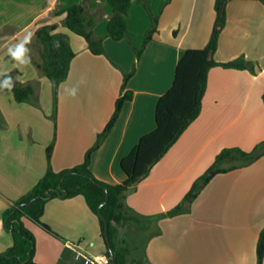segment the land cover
Here are the masks:
<instances>
[{
	"label": "crops",
	"instance_id": "obj_1",
	"mask_svg": "<svg viewBox=\"0 0 264 264\" xmlns=\"http://www.w3.org/2000/svg\"><path fill=\"white\" fill-rule=\"evenodd\" d=\"M84 1L0 0V73L14 71L17 82L35 90L30 103H17L11 92L0 90V253L13 245L3 212L45 175L48 146L54 142L51 166L56 172L83 163L115 111L124 75L136 68L126 87L133 98L124 103L90 166L100 181L117 185L126 180L121 160L142 136L156 129L158 100L172 87L184 51L208 44L216 17V0H171L162 12L164 0H148L149 10L142 0H133L126 17L129 39L106 37L107 56H97L82 37L64 26V15H55ZM88 7L100 13L94 35L106 36L112 7L106 0H91ZM226 11L215 58L228 62L244 56L250 67L210 71L200 116L127 196L132 215L126 224L132 225L127 244L131 250L142 240L139 260L257 264V241L264 229V155L248 167L214 177L188 213L164 216L223 149L250 152L264 142V5L257 0H231ZM158 15V32L138 58L136 50L143 48L152 17ZM43 25H57V32L67 35L76 53L69 77L58 89L56 124L50 118L53 87L41 75L38 62L23 52L21 63L7 58L18 44L28 48ZM42 221L56 236L25 220L36 238L38 264H109L100 221L83 196L49 201Z\"/></svg>",
	"mask_w": 264,
	"mask_h": 264
},
{
	"label": "trees",
	"instance_id": "obj_2",
	"mask_svg": "<svg viewBox=\"0 0 264 264\" xmlns=\"http://www.w3.org/2000/svg\"><path fill=\"white\" fill-rule=\"evenodd\" d=\"M91 0L82 4L72 5L56 16L64 15L63 24L74 34L82 37L88 50L97 56H107L104 39L114 41L129 39L130 32L126 17L133 0H106L112 7L107 35L97 37L93 29L100 13H92L88 5ZM171 0H164L162 10ZM231 0L215 1V22L208 44L202 49H187L180 59L172 87L162 95L156 106V129L141 137L132 151L121 160V168L126 180L117 185L98 180L90 168L93 153L100 148L115 126L122 107L133 98L131 91L126 90L128 80L134 75H124L122 94L116 101L115 111L104 130L98 134L95 144L87 151L83 163L73 168L56 172L51 166L54 142L47 148L48 169L45 175L24 196L14 201L3 212L4 228L12 235L13 245L0 253V264H38L35 261L36 238L26 227L29 220L44 231L56 236L51 228L42 221L46 204L53 199H70L83 196L94 214L98 217L102 235L106 242L109 264H152L147 259L130 261L128 245L119 247L117 237L119 226L126 225L132 219L126 204L127 196L134 192L141 181L151 172L152 168L168 153L180 139L182 134L200 116L202 103L208 86L209 73L216 67L224 69L247 70L250 63L241 56L228 62H219L215 55L218 50L220 35L227 23V5ZM260 1L264 5V0ZM149 10L148 0L141 1ZM159 17H152V26L144 36V46L136 50L138 58L146 45L153 40L158 32ZM40 43V62L37 68L53 87L54 111L50 116L56 124L58 111V89L67 81L70 67L76 56L67 35L57 32V25H43L35 32ZM13 78L14 88L11 93L17 103H30L35 90L31 84H22L15 80L16 72L7 73ZM4 76H2V81ZM264 102V93H263ZM38 105V104H36ZM264 155V142L259 143L252 151L241 148H225L215 158L213 164L193 183L183 200L164 216H176L190 211V206L210 181L219 174L252 165ZM103 207L99 210L100 206ZM103 217L108 223L107 237ZM109 240V244L107 243ZM110 251L114 253L111 257ZM257 264H264V229L261 231L256 248Z\"/></svg>",
	"mask_w": 264,
	"mask_h": 264
},
{
	"label": "rangeland",
	"instance_id": "obj_3",
	"mask_svg": "<svg viewBox=\"0 0 264 264\" xmlns=\"http://www.w3.org/2000/svg\"><path fill=\"white\" fill-rule=\"evenodd\" d=\"M10 43L8 44V50L10 49ZM29 51L27 54H30L31 57L34 59V61L37 63H39L41 60H40V56H39V51H40V48H39V45H38V41L35 40V41H31L30 44L28 45V48H27ZM7 58H12V56H10V54L8 53V56ZM10 67V66H9ZM8 67V69H9ZM11 72H14V71H11ZM10 73V72H8ZM41 75H43V72H41ZM36 86H38V82L35 83ZM132 226V225H131ZM131 226H119V233H118V237H117V244L119 247H125L127 244V241H131V237H130V234H131ZM122 240H124V243L122 242ZM135 240H133L134 242ZM142 241V240H141ZM141 241H139V243L135 244L134 247H132V249L130 250L131 253H129V256H128V259L130 261H136V260H139V259H142V243Z\"/></svg>",
	"mask_w": 264,
	"mask_h": 264
},
{
	"label": "clouds",
	"instance_id": "obj_4",
	"mask_svg": "<svg viewBox=\"0 0 264 264\" xmlns=\"http://www.w3.org/2000/svg\"><path fill=\"white\" fill-rule=\"evenodd\" d=\"M15 49H16L15 51L10 52V54L12 55V58L14 60H17L18 63L23 62L20 59L21 52H23L24 55L26 56L29 50L26 47H24L23 44L16 45ZM0 76H4L3 81L0 82V90L7 89L8 92H11L15 86L13 78L10 75H7L6 73H0ZM75 95H76V90L73 89L72 96H75Z\"/></svg>",
	"mask_w": 264,
	"mask_h": 264
},
{
	"label": "water",
	"instance_id": "obj_5",
	"mask_svg": "<svg viewBox=\"0 0 264 264\" xmlns=\"http://www.w3.org/2000/svg\"><path fill=\"white\" fill-rule=\"evenodd\" d=\"M104 204H105V203H103V204L100 206L99 210L103 207ZM103 220H104V222H105V227H106V237H107L108 223H107V220H106L105 217H103ZM107 243L109 244V240H108V239H107ZM110 255H111L112 258H114V253H113L112 251H110Z\"/></svg>",
	"mask_w": 264,
	"mask_h": 264
},
{
	"label": "built area",
	"instance_id": "obj_6",
	"mask_svg": "<svg viewBox=\"0 0 264 264\" xmlns=\"http://www.w3.org/2000/svg\"><path fill=\"white\" fill-rule=\"evenodd\" d=\"M94 261H96V262H99L100 263V261L97 259V258H95V260ZM104 261L105 262H108V259L107 258H104Z\"/></svg>",
	"mask_w": 264,
	"mask_h": 264
}]
</instances>
